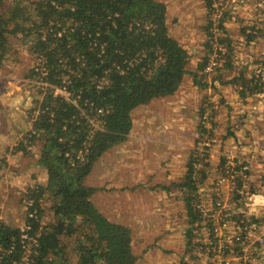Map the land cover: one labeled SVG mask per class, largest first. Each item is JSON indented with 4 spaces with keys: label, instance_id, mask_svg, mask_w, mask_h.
<instances>
[{
    "label": "trees",
    "instance_id": "1",
    "mask_svg": "<svg viewBox=\"0 0 264 264\" xmlns=\"http://www.w3.org/2000/svg\"><path fill=\"white\" fill-rule=\"evenodd\" d=\"M11 36H20L32 57L33 66L24 77L36 88L30 96L31 124L19 150L27 155L28 149L41 144L38 165L45 169L46 181L25 195L34 204L24 230L0 222V264H135L130 228L111 222L96 208L93 197L98 189L85 181L108 151L128 140L133 112L175 95L189 74L191 57L169 32L166 4L0 0V70L11 52ZM207 61L208 57L199 65L201 72ZM193 75L195 84L205 88ZM238 80L244 94L264 92L261 77L240 74L229 83ZM206 131L202 124L201 137ZM194 154L178 185L184 191L190 226L202 219L195 196L198 181L207 179L209 169L207 155ZM235 171L242 187L250 170L238 166ZM255 189L253 185V196ZM43 198L49 201L52 220L43 219ZM207 226L212 231V224ZM192 235L191 229L188 244ZM74 236L69 251L64 238Z\"/></svg>",
    "mask_w": 264,
    "mask_h": 264
},
{
    "label": "rangeland",
    "instance_id": "2",
    "mask_svg": "<svg viewBox=\"0 0 264 264\" xmlns=\"http://www.w3.org/2000/svg\"><path fill=\"white\" fill-rule=\"evenodd\" d=\"M158 1L167 6L171 36L189 52V74L175 95L156 99L133 112L128 140L102 157L85 184L98 189L93 203L103 215L130 228L138 257L135 264H219L224 259L229 261L227 264H264V241H258L253 250L251 247L245 252L234 250L227 244L226 231L217 235L208 229L210 220L222 229L220 218L205 216V212L212 214L208 210L218 198L215 183L226 166L231 167L230 172L244 164L250 170L253 158L248 155L254 151L249 148L257 142L264 146V114L257 121L248 115L234 119L241 108L236 106L244 98L243 89L239 80L236 84L229 83L240 74L247 78L255 75L264 81V0ZM19 38L10 37L11 52L0 70V222L24 230L28 209L34 204L25 195L45 183L46 171L38 165L41 144L28 149L27 155L19 150L31 124L30 96L36 92L24 77L33 61ZM214 44L221 45L225 54L218 68L207 75L200 71L199 65L215 52ZM193 74L197 75L198 83L207 87L199 88ZM223 91L225 101L221 100ZM250 96L246 98L252 99ZM222 103H226L223 109ZM261 106L246 108L249 113L258 114L264 112V105ZM202 124L207 130L203 137ZM255 128L260 133L257 139ZM193 153H199L197 156L201 158L207 155L204 158L209 167L207 179L198 181L195 196V208L207 219L204 217L190 226L184 191L178 185L185 180ZM259 159L264 160V155ZM197 166L202 168L201 163ZM247 182L253 185L250 176ZM237 185L241 188L238 182ZM224 189L225 193L222 190L218 195L227 199L233 188L226 184ZM233 195L238 202L234 212L239 219L249 215L264 222V203L261 211H257L251 198ZM48 206L49 201L43 198L40 207L45 212V221L52 220ZM191 229L193 235L188 244ZM76 236L64 238L67 250H72ZM203 237L207 240L201 241ZM259 238H264V233H258Z\"/></svg>",
    "mask_w": 264,
    "mask_h": 264
},
{
    "label": "built area",
    "instance_id": "3",
    "mask_svg": "<svg viewBox=\"0 0 264 264\" xmlns=\"http://www.w3.org/2000/svg\"><path fill=\"white\" fill-rule=\"evenodd\" d=\"M218 45L219 44H214L213 47L215 48V52L213 54H209L208 56V62L205 66L204 74L211 75L212 72L220 65V58L224 56L225 49L221 45ZM229 169H231V167L226 166L222 176H219V178L216 180L215 189L217 190L216 196H218V198L216 199L217 201L214 203L213 207L208 210V213L212 214H207L205 212V216L214 217L215 219L216 217H219V225H222V229L219 230L213 221L210 220L209 223L212 224V233L214 232L215 234L219 235L222 234L223 230L226 231L225 236L227 239V244L233 246L234 250L237 249L238 251L245 252L250 247L253 250V248L256 247V243L258 241L263 243L264 238L257 239V237L258 233H264V222H257L254 218H252V216L249 215H242V218L238 220L233 219L234 216L237 215L234 210L238 204L234 196L235 194L233 195V193H236V195L239 194L252 197L253 194H251L250 191L252 190L253 185L251 186L248 182H245L243 183L242 187L239 188L236 181L239 173L234 171L235 169L230 172L228 171ZM242 169L244 171L249 170L246 164L242 165ZM226 184L228 186H232L233 188L232 194L227 196V199H225V197L222 195H218V193L222 190L223 193H225L224 187H226ZM201 213H203V211ZM205 216L202 214L201 218H204ZM229 223L231 225H229ZM203 240L207 239L203 237L201 238V241ZM228 262L229 261L227 259H224V261L220 262L219 264H227Z\"/></svg>",
    "mask_w": 264,
    "mask_h": 264
},
{
    "label": "crops",
    "instance_id": "4",
    "mask_svg": "<svg viewBox=\"0 0 264 264\" xmlns=\"http://www.w3.org/2000/svg\"><path fill=\"white\" fill-rule=\"evenodd\" d=\"M242 87L243 86L241 85V87H240L241 91L243 89ZM220 92H218V94H219L218 96H220ZM243 92H244V89L242 91L244 98L241 99V102L238 103L236 106L237 109L241 107L240 111L238 112V114H236V116H233V118L236 120H240L241 118L244 117V115H246V116L248 115L251 118H252V116H254L255 120L257 121L258 120L257 118H259L258 116H260L261 114H264V112H259L258 114L253 112V114H251L248 112L246 107H252L253 109H254V107H256V109H260L262 107L261 104L264 105V92L251 94L250 97H252V99H248L250 94H244ZM222 93H223L224 97H222L221 100L224 99V101H225V99H226L225 92L223 91ZM181 96H185V94L181 93ZM246 97H248V98H246ZM222 104L223 105L221 106V108L223 109L226 103H222ZM217 107L219 108V104L217 105ZM241 113H242V115H241ZM220 118H222V120H224L223 116ZM259 121H261V120H259ZM258 123H260V122H258ZM259 134L260 133H259L258 128H255L254 129V135H255L256 139H257V136ZM233 137H235V136H233ZM261 144H262L261 142H257V143H255V147L249 148L250 151H254V153H252V154L250 153L248 155V158H251V157L253 158V163H252V166L250 168V177L253 180V185L256 188L255 194L251 198L250 201L254 202L255 206L258 207L257 211H261L260 210L261 205H262V203H264V176H263L264 175V163H262V164L260 163V161H264V160L259 159L261 156L264 155V146H260ZM245 209L248 211H251V209H249V208L245 207Z\"/></svg>",
    "mask_w": 264,
    "mask_h": 264
}]
</instances>
